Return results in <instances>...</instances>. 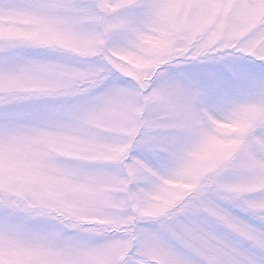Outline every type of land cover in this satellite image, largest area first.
Returning a JSON list of instances; mask_svg holds the SVG:
<instances>
[{
    "label": "clouds",
    "instance_id": "1",
    "mask_svg": "<svg viewBox=\"0 0 264 264\" xmlns=\"http://www.w3.org/2000/svg\"><path fill=\"white\" fill-rule=\"evenodd\" d=\"M0 264H264V0H0Z\"/></svg>",
    "mask_w": 264,
    "mask_h": 264
}]
</instances>
